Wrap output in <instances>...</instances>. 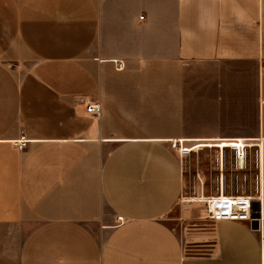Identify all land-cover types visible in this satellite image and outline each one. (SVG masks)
I'll list each match as a JSON object with an SVG mask.
<instances>
[{
  "label": "crops",
  "instance_id": "crops-1",
  "mask_svg": "<svg viewBox=\"0 0 264 264\" xmlns=\"http://www.w3.org/2000/svg\"><path fill=\"white\" fill-rule=\"evenodd\" d=\"M224 141L260 149V226L186 241ZM0 264H264V0H0Z\"/></svg>",
  "mask_w": 264,
  "mask_h": 264
},
{
  "label": "rangeland",
  "instance_id": "rangeland-1",
  "mask_svg": "<svg viewBox=\"0 0 264 264\" xmlns=\"http://www.w3.org/2000/svg\"><path fill=\"white\" fill-rule=\"evenodd\" d=\"M199 146H206L204 144H199ZM247 146V145H246ZM245 146V147H246ZM219 147H222L219 145ZM225 148V147H222ZM254 148L248 147L250 163L248 168L244 172H238L234 167V155L235 152L231 147L225 148L226 154V168L224 170V175L226 177V189L225 193L227 195L233 196H253L254 183L253 177L256 173V168L254 166ZM199 155V156H197ZM198 157V159H197ZM194 162L195 165H192ZM187 168L185 173V184H184V194L180 199V202L172 210L168 216V223L173 227V229L182 236L184 240L191 241L194 238L193 234L197 232L205 233L209 228L207 223H211L210 220L206 218V211L203 199L204 196L216 195L217 194V178L216 172L212 171V153L209 151L198 153H193L192 159L190 155L187 159ZM198 165V167H197ZM200 168L203 171V179L200 180L197 177V169ZM245 173L247 175V183L240 182L239 189L236 183L237 176L242 177ZM205 175V176H204ZM204 236V234H202ZM201 239H206L202 237ZM190 252L201 253L205 251V248H192L189 247Z\"/></svg>",
  "mask_w": 264,
  "mask_h": 264
},
{
  "label": "built area",
  "instance_id": "built-area-1",
  "mask_svg": "<svg viewBox=\"0 0 264 264\" xmlns=\"http://www.w3.org/2000/svg\"><path fill=\"white\" fill-rule=\"evenodd\" d=\"M144 18L143 15L140 16ZM117 68L124 69L125 64L121 61H117ZM102 113V106L98 102L89 103L86 105V114L90 116H100ZM178 142H173L172 146L176 147ZM26 145V140L17 143L18 148H23ZM178 151L182 155H186L190 152V148L179 146ZM254 166L256 173L253 177L254 192L253 196H233L227 195L226 189V177L224 175V168L226 165V154L222 150L217 154L216 164L219 169V175L217 177V194L204 196L203 199L206 211V218L211 222L218 220H233V221H247L252 224L254 220H257L260 226V218L255 219L252 217L253 207L252 202L254 200L261 203V195L263 192V176H262V157L260 149L254 151ZM250 163L249 152L246 147L243 149H235L234 155V167L238 172H244ZM242 177L237 176L236 183L239 189L240 182L247 183V175L243 173ZM122 220L121 217L118 218Z\"/></svg>",
  "mask_w": 264,
  "mask_h": 264
},
{
  "label": "water",
  "instance_id": "water-1",
  "mask_svg": "<svg viewBox=\"0 0 264 264\" xmlns=\"http://www.w3.org/2000/svg\"><path fill=\"white\" fill-rule=\"evenodd\" d=\"M252 207H253V213H252V217L255 219H259L260 218V204L259 201L254 200L252 202ZM252 228L253 229H258L259 228V223L257 220H254L252 222Z\"/></svg>",
  "mask_w": 264,
  "mask_h": 264
},
{
  "label": "bare ground",
  "instance_id": "bare-ground-1",
  "mask_svg": "<svg viewBox=\"0 0 264 264\" xmlns=\"http://www.w3.org/2000/svg\"><path fill=\"white\" fill-rule=\"evenodd\" d=\"M222 146V147H231L232 149H243L246 144H243L239 141H224L220 144H218V147Z\"/></svg>",
  "mask_w": 264,
  "mask_h": 264
}]
</instances>
